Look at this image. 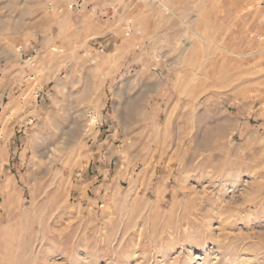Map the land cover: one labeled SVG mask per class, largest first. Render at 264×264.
<instances>
[{"label":"rangeland","instance_id":"rangeland-1","mask_svg":"<svg viewBox=\"0 0 264 264\" xmlns=\"http://www.w3.org/2000/svg\"><path fill=\"white\" fill-rule=\"evenodd\" d=\"M0 29V264H264V0H0Z\"/></svg>","mask_w":264,"mask_h":264},{"label":"built area","instance_id":"built-area-1","mask_svg":"<svg viewBox=\"0 0 264 264\" xmlns=\"http://www.w3.org/2000/svg\"><path fill=\"white\" fill-rule=\"evenodd\" d=\"M257 39L264 43V35L263 36H257Z\"/></svg>","mask_w":264,"mask_h":264},{"label":"bare ground","instance_id":"bare-ground-1","mask_svg":"<svg viewBox=\"0 0 264 264\" xmlns=\"http://www.w3.org/2000/svg\"><path fill=\"white\" fill-rule=\"evenodd\" d=\"M5 25V24H4ZM3 26V25H2ZM1 30V29H0ZM263 189V188H262ZM263 202V201H262ZM262 202H261V204H262ZM256 204H259V203H256ZM255 206V205H254ZM262 207V206H261ZM264 241V240H263ZM28 245V244H27ZM258 247V246H257ZM260 250H261V248H260ZM264 253V252H263Z\"/></svg>","mask_w":264,"mask_h":264}]
</instances>
